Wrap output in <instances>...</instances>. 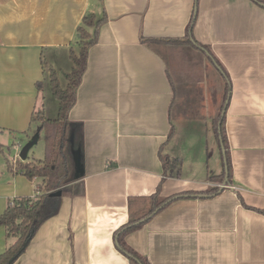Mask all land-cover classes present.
Wrapping results in <instances>:
<instances>
[{
    "label": "crops",
    "instance_id": "1",
    "mask_svg": "<svg viewBox=\"0 0 264 264\" xmlns=\"http://www.w3.org/2000/svg\"><path fill=\"white\" fill-rule=\"evenodd\" d=\"M87 11L106 19L67 114L83 127L82 177L13 264H129L115 230L149 206L130 209L129 199L151 196L159 183V197L178 196L124 236L149 264H264V4L255 0H0V214L41 182L13 164L37 130V82L47 83L48 68L59 77ZM218 114L229 182L213 179L222 163L214 175H194ZM160 150L179 160L177 175H163ZM187 153L196 157L189 164ZM12 241L0 225V254Z\"/></svg>",
    "mask_w": 264,
    "mask_h": 264
},
{
    "label": "trees",
    "instance_id": "2",
    "mask_svg": "<svg viewBox=\"0 0 264 264\" xmlns=\"http://www.w3.org/2000/svg\"><path fill=\"white\" fill-rule=\"evenodd\" d=\"M255 1L264 4L262 0ZM105 19L104 13L97 15L94 12L87 11L82 15L80 23L75 29L73 40L69 43L68 53L71 67L63 75L64 86H61L57 72L52 68H48L49 92L53 100L56 101V115L53 118L45 117L44 109L39 108H35L31 114V122L38 120L37 129L43 134V157L42 159L31 161L17 159L13 164L16 171L27 179L40 178L41 182L36 186V192L33 197L21 196L12 199L2 214H0V225L5 227L7 240L13 239L4 252L0 254V264H8L24 243L26 241L29 242L37 228L46 219L57 213L61 197L68 191L74 181L82 177V174L79 177L74 175L75 167L72 153L75 151L79 153L80 165H82L83 127L80 122L69 121L67 114L75 102L76 91L86 69L88 49L96 43L99 27ZM193 21L192 19L186 28L185 38L191 35ZM165 41L170 43L181 42L180 39H167ZM201 47L208 51L209 59L213 60L214 57L210 54L208 47L204 45ZM216 63L220 66L218 62ZM41 64L43 69L47 67L43 58H41ZM224 78V99L226 100L230 91L229 83L226 82V80L228 81L226 73ZM42 88V82H37L39 92L42 91ZM212 129L218 145L224 149L222 171L219 175L213 176V179L221 182L226 178L229 182L231 179V164L224 128V116L220 117V114H218L213 121ZM159 158L163 165L164 176H173L179 173V160L171 159L169 156L161 154V150ZM159 189L160 183L155 193L151 196L130 198V209L135 206H145L144 203L146 202H149V206L140 215L131 212L128 222L115 230L117 247L128 258L129 264H149V262L144 256L138 254L125 243L124 236L144 223L155 210H158L165 203L178 196L159 197ZM214 190L216 188L208 189L207 192ZM258 211L264 213V209ZM13 262L10 264H13Z\"/></svg>",
    "mask_w": 264,
    "mask_h": 264
},
{
    "label": "rangeland",
    "instance_id": "3",
    "mask_svg": "<svg viewBox=\"0 0 264 264\" xmlns=\"http://www.w3.org/2000/svg\"><path fill=\"white\" fill-rule=\"evenodd\" d=\"M59 66H57V70L59 72V79L61 82V85L65 84V80L63 78V75L69 71L70 67H71V61L67 60L66 64H58ZM210 71L212 72V74L214 75V81H215V86L216 89L218 91L221 90V86H222V77L221 75L218 73V71L211 65L210 67ZM48 80V76L47 79ZM45 80V81H46ZM37 108L39 109H44V115L45 117H49V118H53L56 115V101L53 100V98L50 95L49 92V85H48V81L47 83L43 84V88L42 91L40 92L39 95V99H38V106ZM36 124H38V120L32 122L31 126H35ZM38 126V125H37ZM213 130V129H212ZM214 131L210 132L208 131L207 134V138H202V149H207L205 155L206 157L203 158V162H202V166L200 168L201 172H198L196 174L197 170L195 172V168H194V172L196 175V177L199 175H202L200 177H202V179H204L206 177V175H214L217 173V171L219 169H221V163H222V154H221V149L220 146L218 145V143H216V141L214 140V135H213ZM16 140L21 141L22 139L20 138V136L16 135ZM198 144H200L198 142ZM8 148H10V145H8V147H5L6 152H8ZM44 154V142H43V134L41 133L40 138L38 140V142L31 148L28 158H26L25 160H21V161H31V160H35V159H42ZM9 155H12V151L10 150ZM196 157L193 155H191V153H187L186 157H185V163L189 164V160L190 159H195ZM19 159V158H18ZM184 163L183 165V173L184 174H190V169L188 167V165H186ZM181 166V163H180Z\"/></svg>",
    "mask_w": 264,
    "mask_h": 264
},
{
    "label": "water",
    "instance_id": "4",
    "mask_svg": "<svg viewBox=\"0 0 264 264\" xmlns=\"http://www.w3.org/2000/svg\"><path fill=\"white\" fill-rule=\"evenodd\" d=\"M38 138H39V130L37 129L36 132L20 147L18 156L21 160L26 159L28 151L30 150V148H32L37 143ZM221 149H222V154L224 155V149L223 148ZM72 154H73V161H74V167H75L74 175L75 177H79L83 172L82 167L80 165L79 153L75 151ZM27 243L28 242L26 241L24 245L22 246V248L18 251V253L12 258V260L8 264L13 262L19 256V254L23 251Z\"/></svg>",
    "mask_w": 264,
    "mask_h": 264
}]
</instances>
